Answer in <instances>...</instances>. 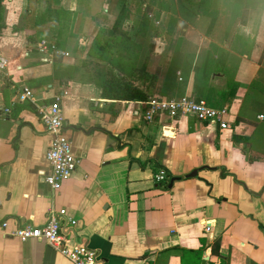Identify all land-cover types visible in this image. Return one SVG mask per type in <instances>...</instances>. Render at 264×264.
<instances>
[{
    "label": "crops",
    "instance_id": "1",
    "mask_svg": "<svg viewBox=\"0 0 264 264\" xmlns=\"http://www.w3.org/2000/svg\"><path fill=\"white\" fill-rule=\"evenodd\" d=\"M126 1L2 0L0 264H72L44 240L9 234L60 209L100 264H264V0H218L205 13L159 0L149 12L162 25L114 31ZM112 30L115 57L99 38ZM42 39L68 54L38 51ZM109 64L146 99L107 95ZM24 87L36 105L18 100ZM56 94L79 163L54 190L37 105ZM184 94L225 107L227 127L144 118L149 97ZM150 159L179 177L171 187L142 165Z\"/></svg>",
    "mask_w": 264,
    "mask_h": 264
},
{
    "label": "built area",
    "instance_id": "2",
    "mask_svg": "<svg viewBox=\"0 0 264 264\" xmlns=\"http://www.w3.org/2000/svg\"><path fill=\"white\" fill-rule=\"evenodd\" d=\"M146 15L155 24L158 23L151 12H147ZM36 47L38 51L44 53L68 54L47 39L40 40ZM1 62L3 63V60ZM178 74L180 73L178 72ZM61 98L60 94H56L50 103L42 106L37 105L41 122L50 134L46 151L50 171L45 174L44 179L54 190L60 188L62 182L71 176L79 163L78 158L73 153L71 141L64 132L65 119L60 109ZM18 100L37 104L34 92L29 87H24L18 93ZM4 111L8 113L10 108H4ZM227 115L228 111L225 107H216L203 98H196L188 94L177 98L152 96L144 103V118L147 121H153L160 116L169 118L192 116L201 122L216 123L220 128H226L228 125ZM165 176L166 171L160 169L154 175V178L157 182L162 183ZM76 226L77 220L68 216L64 209H60L59 211H51L45 223L41 225L22 223L9 234L22 241L32 238L44 240L66 256L72 264H100L97 252L89 248L82 240H79ZM1 227L5 231L7 227L6 220L1 223ZM71 240L74 244L71 243Z\"/></svg>",
    "mask_w": 264,
    "mask_h": 264
},
{
    "label": "trees",
    "instance_id": "3",
    "mask_svg": "<svg viewBox=\"0 0 264 264\" xmlns=\"http://www.w3.org/2000/svg\"><path fill=\"white\" fill-rule=\"evenodd\" d=\"M218 0H190L191 5H195L196 8H200L202 13H205L208 9L213 8L216 6ZM141 23L143 26L147 25L149 18L147 17L146 13L151 11L149 7L143 5L141 7ZM217 19V16L210 15V24L213 25ZM122 24L120 18H118L115 23L113 30L115 31L117 26ZM3 27V15H2V0H0V30ZM111 31L110 34L114 35V31ZM97 41V38L95 39ZM109 41H105V44L108 45ZM113 67V68H112ZM116 68L109 64V68L107 69V80L102 83L103 90L106 92L107 95H110L112 98L116 99H123V100H132V101H142L146 99L145 93L142 92L140 89L132 85L130 81H128L124 75H120ZM143 166L149 165L154 169L155 174L160 170L163 169L160 165H157L154 160H147L142 163ZM171 175L165 176V184L167 185ZM216 247H219V243H217ZM217 251V250H216ZM218 252V251H217Z\"/></svg>",
    "mask_w": 264,
    "mask_h": 264
},
{
    "label": "rangeland",
    "instance_id": "4",
    "mask_svg": "<svg viewBox=\"0 0 264 264\" xmlns=\"http://www.w3.org/2000/svg\"><path fill=\"white\" fill-rule=\"evenodd\" d=\"M157 4L159 5V0H127L124 3V7L121 8V11L119 13V18L122 21L124 27L129 22H132L134 25L136 24V26H143L142 23H141V20H140L141 12H142L141 7L143 5H146L147 7H149L152 10L153 6H156ZM232 4H233V1H229V2L228 1H224L222 7H224L225 9H227V8L231 9L232 8ZM165 20L166 19L164 18V21ZM164 21H162V24H163ZM162 24L161 23L160 24L159 23H157V24L152 23L153 26L162 25ZM120 25H122V24H120ZM96 36H99V34L96 35ZM123 36L124 35L121 34V37H123ZM99 38H100V41H102L101 40L102 38H106V40L110 42L109 45H106L107 46V48H106L107 52L110 51V53H107V54L109 56L113 55V57H115L114 54L117 51V50H115V46H116L117 42L114 43L115 35L107 33V35L105 37V34H101V37H99ZM122 40L124 42H126L125 39H122ZM107 77H108V75H107Z\"/></svg>",
    "mask_w": 264,
    "mask_h": 264
},
{
    "label": "water",
    "instance_id": "5",
    "mask_svg": "<svg viewBox=\"0 0 264 264\" xmlns=\"http://www.w3.org/2000/svg\"><path fill=\"white\" fill-rule=\"evenodd\" d=\"M165 133L166 134H172L173 130L171 128H165ZM198 172L197 169H194L191 173L188 174V176H194ZM179 177H171L168 183V187H171L173 182L177 180Z\"/></svg>",
    "mask_w": 264,
    "mask_h": 264
}]
</instances>
